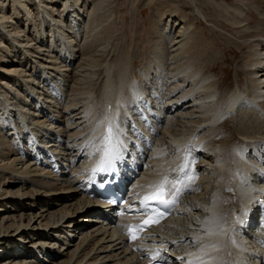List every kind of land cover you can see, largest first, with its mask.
Returning <instances> with one entry per match:
<instances>
[{
	"label": "bare ground",
	"instance_id": "1",
	"mask_svg": "<svg viewBox=\"0 0 264 264\" xmlns=\"http://www.w3.org/2000/svg\"><path fill=\"white\" fill-rule=\"evenodd\" d=\"M81 1H84V5L87 6L81 7L79 5ZM90 1L0 0V63L6 59V64L9 65L6 70L0 68V72L3 74V76L0 74V106H4L3 115L8 114V117H11H6L7 121L11 120L9 123L5 120V124L7 122L11 127L9 130L14 132L12 136H16L15 139L19 140L23 138L21 134H27L29 140L26 139L28 142L30 141V145H28L32 149V151L27 148L23 149L20 157L17 154L19 151L13 150L15 147L11 148V143L8 145L7 139L5 140L1 136V132L5 130L3 127L4 130L0 132V214L5 213V215H0V264L33 263V258L37 255L41 257L49 255L55 260L67 257L66 260L56 264H141L140 257L142 255L153 253L159 248L172 251L173 259L169 264H188V261H196L204 255L203 245L218 246V250L209 248V252L213 253L214 264H250L247 256L257 255L263 251L260 249V251L252 253L244 250L245 248L254 249L256 245L242 231L247 229L246 222L250 212L247 204L250 200L244 193V189L248 188L246 184L252 170L249 162L258 165L260 164L259 160L264 161V50L256 49L251 52L250 61L247 63L249 74L247 85L243 90L237 87V90L235 89L227 99L226 106L219 108L221 97H218L217 88L213 84L216 81L214 82L212 77L202 75L201 71L195 70L193 60L189 57L193 50L190 47L191 38L189 35H195L192 30L193 23L187 22L185 27L179 24V27H182L179 28L178 34H175L178 35L177 39H181L178 44L182 45L179 48L178 57L182 59L186 57L187 60L181 63L180 67L175 68L176 71L171 72L173 74L170 76L169 94L165 93L167 95L165 100L168 102H161L159 108L152 109L156 114L161 112H165L166 115L177 113L176 121L186 120L187 122L190 120L195 123L196 127L187 133L185 127L183 134L173 132L176 131L175 129L172 131L173 133L167 130L168 132L163 135L164 140H162L164 146L168 147L154 144V140L151 138V131L156 128V118L148 116V120L140 123L136 116L142 117L144 113H138V115L133 113L137 109H145L144 102L152 104V99L145 93V89H149L148 84L153 82L152 79L157 78L151 76V71L147 68L143 70L142 74H139L140 78L128 74V70L125 68L120 69L121 74L119 72L117 76L119 77L117 88L111 77L114 68H110L109 62H102L104 65H100L99 60L87 59L92 61V73L97 76H94L95 79L92 78L90 87L87 85L83 88L87 90L88 87L85 92L86 99L81 96L83 101L86 100L84 105L78 106L79 101L76 103L77 101L75 102L73 99L74 101H72L76 104L64 105L65 107L62 109L57 106L59 109L55 110L56 107L51 102L52 100L47 98L48 102H46L45 96L43 95L42 98L39 94L40 91L38 96L34 97L36 105L42 110L44 106L51 111L52 108L55 110L54 114L56 113L57 116L49 114L51 111L48 112L49 116L52 115L51 120L49 118L50 121H46L47 116L41 117V113L36 112L37 106L31 107V109L26 102L24 104L25 100H22L21 103L24 105L20 107L17 105V108L15 103H11V99L6 97V93L1 92L4 86L10 90L13 88L9 82L24 79V70L20 69V64H26L30 68H40L41 72L48 69L46 74H51V69H54L59 73L58 75L62 76L60 81H63V78H68L67 73L65 74L61 70L56 60L47 56L48 51L44 45L45 37L50 38L49 42H53L57 48L66 49L70 60L77 58L78 33L72 31L73 22L69 24L70 26L64 25L66 23L63 21L64 12L67 10L69 14H72V17L77 18L79 13L86 12L85 10L90 8L88 7L91 4ZM19 22H23V25ZM97 26L99 28V25ZM172 28L174 30V27ZM27 31L30 33L33 31L32 35L35 34L36 42L34 38L29 37L30 34ZM67 31L68 33H66ZM192 42H194L193 39ZM86 44L85 46H87ZM13 50L18 51L17 55L13 54ZM19 54H22V57ZM84 58L86 59V57ZM61 63L63 64V62ZM44 71L42 73H45ZM97 72H99V76ZM100 74L102 75L100 76ZM74 75L76 76L75 73ZM26 77L25 80H30L27 79L29 77ZM4 80L6 82H3ZM24 82L23 84H25ZM65 82L67 85L66 80ZM164 85L166 87V84ZM76 88L79 89L78 86ZM61 89L63 91L64 88ZM30 91L36 94L31 89ZM151 91L154 93V89L151 88ZM126 92L128 96H126ZM31 93L29 94L31 95ZM63 93L65 94L64 91ZM165 94L161 93L160 95ZM14 95L17 96V94ZM54 97L58 98V96ZM60 102L63 101L60 100ZM26 105L28 106L26 107ZM98 110L101 112L96 113L95 111ZM64 112L66 113L64 114ZM178 113L180 114L178 115ZM248 114L251 117H253L252 114H255L257 118L253 117L249 121L250 125L245 124V119L250 117ZM71 115L74 116L71 118ZM224 116L236 118V131L240 134L238 144H234V142L231 145L217 146L214 142L216 132L213 125ZM64 117L66 120L62 122L61 119ZM172 118L171 121L174 122ZM109 120L118 125L124 152L126 151L124 146L128 144L131 147L130 150L132 149L131 140L136 136L145 134L149 139H152L154 147L147 151L149 158L146 167L135 180L136 190L153 186L165 178L168 179L171 189L172 184L183 177L185 165L189 161H192L193 172L198 174V178L191 185L195 188L194 193L184 192L182 195L183 204L180 207V215L158 230L156 236L138 244L136 252L122 246L121 237L116 236L113 230L95 219L96 214L102 210L95 208L91 200L82 196L83 187L88 178L89 164L97 155L103 153ZM17 123L20 126L17 127ZM99 124H101V128L97 133L96 128ZM91 126H93L92 129H90ZM103 129H105V134ZM101 131H103V135H101ZM39 133L43 135L41 138L50 141L38 140L36 137ZM97 134H99L98 139L96 138ZM56 138H63L64 144L59 145L60 142ZM20 144L23 143L20 142ZM171 148V152L176 153L178 159L172 160L173 157L170 156L171 162H168L166 156ZM44 149L53 152L55 156L47 160L42 155L46 152ZM33 152H35L34 155H32ZM197 157L199 159H196ZM40 159L43 160L44 166L39 162L42 161ZM49 163L53 164V169L57 166L60 168L56 171L53 169L46 171L47 168H51ZM201 169H203L202 174L200 173ZM205 171L211 175L203 176ZM161 173H164V176L160 178L159 174ZM212 174L215 178L211 177ZM251 184L257 186L256 183ZM176 186L181 187L180 185ZM187 186L185 185V187ZM58 189L62 192L59 193ZM198 189L201 190L197 193ZM229 189L234 193L233 199L229 198L231 197L227 193ZM58 193L60 195H57ZM41 205L44 206L41 207ZM203 229H208L210 234H205ZM190 240H199L202 242V246L195 247L191 243H185ZM59 244L62 245L61 249L58 248ZM20 248L27 250L21 253ZM57 249L58 252L54 255L51 251ZM39 261L44 260L39 259Z\"/></svg>",
	"mask_w": 264,
	"mask_h": 264
},
{
	"label": "rangeland",
	"instance_id": "2",
	"mask_svg": "<svg viewBox=\"0 0 264 264\" xmlns=\"http://www.w3.org/2000/svg\"><path fill=\"white\" fill-rule=\"evenodd\" d=\"M83 2L81 1L79 5L84 8V6H87V5H84ZM90 3H91L89 4L90 6H88L90 8H87L85 10L86 12L79 13L77 18L72 17V14L71 13L69 14L67 10L66 12H64L63 21L66 22L64 23V25L67 27V25L73 22L72 31L73 32L75 31L78 33L77 43H76V45L78 44V48L76 49L78 51L77 52L78 54L76 53L77 58L75 57L73 60H70V58H68V53H66V49L64 50V48L62 47L57 48L55 45H53V42H49L50 38L45 37L46 42H44V45L46 46V49L48 51V53H46L47 56L49 55L48 57L56 60L59 67H61V70L64 71L65 74L67 73L66 75L68 76L70 81L68 78H63V81H60L62 76L58 75L59 73L57 71H54V69H51L52 71L51 74H54V73L55 74L51 75V74H46L48 73V69H46L45 71L42 70V72L43 71L45 72V73H42L40 71L41 70L40 68L35 69L34 67L30 68L26 66V64L24 65L20 64L19 67L21 70H24V76L29 77V78L27 77L26 78L30 79L31 81L25 80V77H24V79H17V81H11V83L9 82V84L13 86L11 90L7 88L6 86H4L5 89L4 88L1 89V92L3 94L6 93V97H8L9 100L11 99L10 100L11 103H15V106L18 105L19 107L23 106L25 102L26 104L29 105V108L31 107L34 108L37 106L35 109L38 108L39 111H37L38 110L37 109L36 112L41 113V117L47 116V118H45L46 121L51 120L50 117L52 115L49 116V114L51 113L57 116L56 113L54 114V111L58 110L59 108L62 109L65 106L71 105L72 103L76 104L78 103V101H79L78 106L79 105L82 106L86 103L85 92L88 90V87L91 86L92 78L95 79L94 76H97V75H93L92 73L93 69H92L91 62L98 61V60H99V63L101 62L100 65L103 64L102 62H109L111 64L110 68L112 67L114 68V70L112 71L113 75L111 74L112 75L111 77H112V81L115 87L117 88H118V83H119V77L117 76L119 72H120L119 74H121L120 69L125 68L126 70H128V74H133L136 77H139V74H142L143 70L147 68L151 71L150 72L151 76L153 77L155 76L154 78H157V79H152L153 81L151 82L152 85L150 83L148 84V87L150 89L151 88L154 89V93H157V90L162 88L161 91L158 90L159 92L157 94L159 95L161 93L169 94L168 91L170 89V86H169L170 76L173 74L171 72L176 71V69L180 67L181 63L186 62L187 60L186 57H184L183 59L178 57L180 53L179 48H181L182 45L178 44V41H180L181 39L180 40L177 39L178 35H175V34H178L179 28H181L182 26L185 27V23L187 24V22H189L190 24L193 23L192 30H194V33H195V35H189L191 38L190 47L193 48L191 54H189V57L190 59L193 60L192 63L194 64L195 70L201 71L202 75L206 77H212L213 81L214 82L216 81V83H213V84H215L217 88L218 97L219 98L221 97L219 108L220 107L224 108L226 106L227 99L235 91V89L237 90V87H239L243 90V88L245 87V85H247L249 81L247 63L248 61H250L251 52L256 49L264 50V0H91ZM184 16H186L187 18L185 17V19L182 20ZM19 23L23 25V22H19ZM179 24H181L182 26L179 27ZM97 25H99V28ZM172 27H174V30ZM75 28L77 31L75 30ZM27 33L30 34L29 37L32 39L34 38L35 39L34 41L36 42L35 34L32 35L33 31L31 33L27 31ZM66 33H68V31ZM192 39L194 42H192ZM84 42L85 44L87 42L86 44L87 46H85ZM176 44L178 45L176 46ZM38 45H39V42H38ZM17 53L18 51L13 50V54L17 55ZM60 53L62 55L67 54L66 60L65 59L62 60L61 57L58 56L60 55ZM96 54L98 57L96 56ZM19 55H21L22 57V54H19ZM19 55H18V58H19ZM78 57L81 59V61ZM84 57H86V59ZM174 57L175 59H173ZM177 58H179L180 60ZM87 59H91L92 61H88ZM23 62H25V60H23ZM61 62H63V64ZM48 65L49 64L47 63V66ZM0 68H2V70H6L9 68V65L6 64V59L2 60V62L0 63ZM74 73L76 74V76L74 75ZM97 74L99 76V72H97ZM1 75L3 76V74ZM101 75L102 74H100V76ZM65 80L67 81V85H66ZM22 81L23 82L25 81L24 83L26 85L23 84ZM3 82H6V81L4 80ZM157 82L158 83L160 82L159 87L157 86L158 84ZM164 84H166V87ZM11 85L10 87H12ZM87 85H88L87 90L83 89ZM76 86H78L79 89H77ZM61 88H64L63 91L65 92V94L63 93ZM30 89L32 90V92L34 91L37 95L31 93ZM47 91L51 93L52 95L51 94L48 95L49 93ZM147 92H148V89H147ZM29 93H31V95ZM38 93L42 96V98H43V95L45 96L44 98L46 99V102H48V99L52 100L51 102L55 105L57 109L54 108L55 109L54 110L52 108V111H51L50 109H47L45 106L43 107V110L40 107H38V105H36L37 103L35 100L36 98L34 99V97L38 96ZM14 94H17V96ZM26 94H28L29 96ZM125 94L126 96H128L127 92ZM166 94L163 95L164 97L161 95L160 96L157 95L156 98L162 97L163 99L161 98V100L162 102H164L166 101L165 100L167 96ZM53 95L58 96L59 101H57L58 98L54 97ZM81 96L85 98L84 101ZM75 97L78 99L76 100ZM73 99H75V102L76 101L77 102L76 103L73 102L74 101ZM22 100L23 101L25 100L24 104L21 103L23 102ZM60 100L63 101L64 104L63 102H60ZM145 103L147 102H144L143 106L146 105ZM28 105H26V107ZM57 106H59V108ZM3 108L4 106H0V132L1 130H4L3 127H5V130H4L5 133H3L4 131H2L1 136L4 137L3 139L5 140L7 139L6 141L9 142L7 143L8 145L11 143L10 144L11 148L15 147L13 148V150L16 149V151H19L17 152V154L21 157L23 149L27 148L30 151H32V149H30L31 147L29 146L30 141L28 142L29 136H27V134L26 135L21 134L23 138H20L19 140L15 139L17 138L16 136H12L14 132L9 130L11 127L9 126V124H7V122L9 123V120L11 119L7 121L6 117H8V114L3 115V111H4ZM132 108L134 109V106H132ZM100 110L102 111V108ZM100 110L95 111V112L100 113L101 112ZM48 112L50 113L48 114ZM65 113L66 112H64V114ZM179 114L180 113H178V115ZM176 115L177 113L167 114L168 119L170 120L171 123L168 122L167 128L164 131L163 135L164 134L166 135V133L169 130L172 132L174 129L177 132L176 131H173V132L177 134H183L185 130H186L185 131L186 133L189 131L191 132L192 129H195L196 127L195 123L191 122L190 120H187V122L186 120L182 121L183 123L180 121L178 122L176 121V118H175ZM252 115L253 117L256 118L255 114H252ZM72 116L74 115H71V118ZM248 116L250 115L248 114ZM231 117L232 116H229L221 125H217L213 127L217 134V135L216 134L214 135L216 138L214 142L217 144V146H220L221 144L231 145L234 142H235L234 144H238L240 134L236 131L237 121H236V118L234 117L231 118ZM253 117L250 116L248 117L249 119L246 118L245 124L250 125L249 121ZM8 118H11V117L9 116ZM65 118L66 117L62 118L61 121L62 122L65 121L66 120ZM136 118H138V116H136ZM171 118L173 119L174 122L171 121ZM5 120L7 121L6 124L8 125V128H7V125L5 124ZM179 120H181L180 117H179ZM144 121L146 120H143V121L140 120L139 122L141 123ZM17 124H18L17 127L20 126L19 123ZM168 126L172 128L175 127V128L170 129ZM103 131L105 134V129H103ZM103 131H101V135H103ZM39 134H38V137H36L38 140H44V142L50 141L48 139L41 138V136L43 135L40 134L39 136ZM30 137H32V135H30ZM128 137L130 138V136ZM36 138L34 139V141L36 140ZM20 142H22L26 146L24 147V145L23 144L21 145ZM164 147H168V146H164ZM171 151H172V148L170 149L169 154L166 156L168 158L166 159L168 162H171L170 161L171 157H173L172 160H175V158L178 159L177 154ZM34 154L35 152L32 153V155ZM46 159L48 160V158ZM50 162L52 161L50 160ZM48 169L50 168H47L46 171H48ZM201 172H203V169H201L200 173ZM209 175L211 174L208 171H205L203 173V176H209ZM211 177L215 178L213 174ZM200 190L201 189H198L197 193L198 191L200 192ZM58 192L60 193L62 191L58 189ZM59 193L57 195H60ZM227 193L231 196L229 198L231 199L234 198V193L232 192L231 189H229ZM43 206L44 205H41V207ZM0 215H5V213L4 214L1 213ZM25 245H29V244H25ZM58 246L57 247L59 249L62 248L61 244H59ZM19 250L22 253V251H25L27 249L23 248L21 250L20 248ZM51 252L55 255L58 252V249L55 251H51ZM35 257L37 258L35 259ZM39 259L44 260V261H39ZM66 259L67 257L66 258L60 257L59 259L55 260L54 258H50L49 255H44L42 257L40 255L39 256L37 255V256H34L33 263H28V264H37V263L56 264ZM29 261H32V260H29ZM52 261H55V262L53 263ZM109 264H112V263H109Z\"/></svg>",
	"mask_w": 264,
	"mask_h": 264
},
{
	"label": "snow or ice",
	"instance_id": "3",
	"mask_svg": "<svg viewBox=\"0 0 264 264\" xmlns=\"http://www.w3.org/2000/svg\"><path fill=\"white\" fill-rule=\"evenodd\" d=\"M104 139L103 159L100 167L96 171H108L115 168L123 154V141L119 136L118 125L114 124L112 120L108 122L107 135ZM196 159H199V157ZM197 178L198 174L193 172L192 161H189L185 165L183 177L172 184L171 191L169 190V181L167 178L158 184L152 195L145 196L143 199L144 212L150 215V220H146L145 225L151 226L154 223H159V219L165 216V212L161 211V208L167 210L174 209L184 192L188 194L194 193L195 188L191 185ZM176 185H180L181 187H177ZM185 185L188 186L185 187ZM203 231L205 234H210L208 229H203ZM132 239H136V236L132 235ZM185 243H191L195 247L202 246V242L199 240L185 241ZM209 248L218 250V246L216 245H203L202 251L204 255L196 261H188V264H214L212 259L213 253L209 252Z\"/></svg>",
	"mask_w": 264,
	"mask_h": 264
}]
</instances>
